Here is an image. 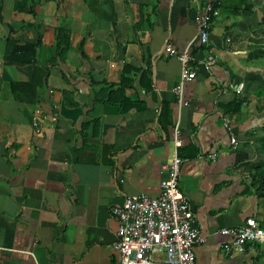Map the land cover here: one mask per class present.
Returning <instances> with one entry per match:
<instances>
[{
    "label": "crops",
    "instance_id": "crops-1",
    "mask_svg": "<svg viewBox=\"0 0 264 264\" xmlns=\"http://www.w3.org/2000/svg\"><path fill=\"white\" fill-rule=\"evenodd\" d=\"M171 49L195 72L180 97ZM175 150L195 264H264L219 232L264 227V0H0V264H113L111 207L157 197Z\"/></svg>",
    "mask_w": 264,
    "mask_h": 264
},
{
    "label": "built area",
    "instance_id": "built-area-1",
    "mask_svg": "<svg viewBox=\"0 0 264 264\" xmlns=\"http://www.w3.org/2000/svg\"><path fill=\"white\" fill-rule=\"evenodd\" d=\"M196 1V0H191ZM216 10L206 2L196 18L197 38L206 43L212 17ZM169 55L181 64L180 78L173 91L180 97L184 82L195 76L189 67L191 57L187 49L178 53L174 49ZM239 92V90H236ZM186 105V103H183ZM224 127L230 130L225 119ZM174 147L181 145L180 131L174 130ZM233 148L235 138L230 137ZM181 158L174 151L171 160L161 167L164 178L160 182L157 197L144 194L125 197L120 205L112 206L110 215L117 222L115 241L112 245L116 258L113 264H195L194 247L205 242L195 225V217L189 201L180 191L178 178ZM221 235H233L232 245L225 244L226 254L231 251L245 252L252 245L264 244V227L258 226L254 219L244 224L219 231ZM72 264H83L75 261Z\"/></svg>",
    "mask_w": 264,
    "mask_h": 264
},
{
    "label": "trees",
    "instance_id": "trees-1",
    "mask_svg": "<svg viewBox=\"0 0 264 264\" xmlns=\"http://www.w3.org/2000/svg\"><path fill=\"white\" fill-rule=\"evenodd\" d=\"M216 4H213V8L215 7ZM16 55V56H14ZM34 56V48L31 45L28 46H18L16 45L11 39L7 41V46H6V54H5V60L7 61H30ZM66 96V94H64ZM109 96H112V93H110Z\"/></svg>",
    "mask_w": 264,
    "mask_h": 264
}]
</instances>
